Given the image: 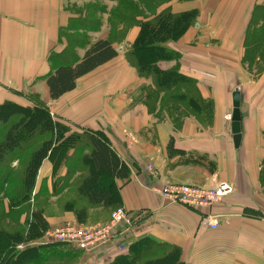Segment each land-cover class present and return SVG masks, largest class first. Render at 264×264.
<instances>
[{"label": "crops", "instance_id": "1", "mask_svg": "<svg viewBox=\"0 0 264 264\" xmlns=\"http://www.w3.org/2000/svg\"><path fill=\"white\" fill-rule=\"evenodd\" d=\"M86 1L0 0V104L45 105L73 131L103 134L131 170L127 180L113 178L108 207L86 204L81 217L68 212L67 219L103 224L115 205L149 212L132 232L116 236L93 257L81 252L76 263L107 264L134 241L150 236L180 248V258L188 264H264V65L259 57L252 63L245 59L251 19L264 0L169 4L174 13L199 11L177 40L165 43L180 52L179 61L160 62L163 68L178 64L181 73L195 80L201 96L213 102L210 113L197 115H172L159 100L157 107L147 106L144 99L153 81L126 58L140 22L134 21L123 39L114 41L113 30L125 26L119 22L114 27L111 11L102 8L96 11L99 24L90 28L88 9L75 6ZM110 1L111 7L120 2ZM101 38L110 39L118 55L77 78L74 89L51 98L48 76L61 64L76 63ZM236 89L241 93L239 147L228 119ZM198 116H207L208 123ZM172 138L184 153L169 154ZM82 172L57 169L48 157L37 181L56 173L73 180ZM220 182L231 183L234 190L208 209L219 215L217 228L202 224L206 210L169 203L160 195L170 183L213 187Z\"/></svg>", "mask_w": 264, "mask_h": 264}, {"label": "trees", "instance_id": "2", "mask_svg": "<svg viewBox=\"0 0 264 264\" xmlns=\"http://www.w3.org/2000/svg\"><path fill=\"white\" fill-rule=\"evenodd\" d=\"M198 13L197 8L179 13H174L171 9L169 11L163 9L156 17L147 18L140 22L139 34L131 48L126 52V58L141 76L151 78L153 81L152 90L146 91L144 99L150 109L155 107V103L152 105L151 101L156 102L161 94H164L163 98L166 100L176 97L178 104L175 106L185 114H192L188 111L189 109L194 111L196 115L202 114L201 111L207 114L211 112L213 102L201 96L195 80L181 73L178 64L170 68L160 66L161 61H179L180 52L168 47L165 43L177 40L194 23ZM258 18H261L260 20L264 23V5L254 10L250 25L256 23ZM246 46L245 59L247 62L252 63L258 57L260 62H264V36L256 35L253 37L250 28L246 37ZM117 55L118 51L110 39L96 40L87 48L80 60L74 64H61L48 76L47 85L50 97L57 99L67 91L74 89L77 78ZM259 65L263 66L264 63H259ZM160 100L162 102V98ZM0 125L4 128L0 136V185L2 183V168L7 159L11 154L23 148L20 137L22 131H26L28 135L37 134L38 138L41 139L40 144L30 152L24 171L23 184L28 192L37 183L42 163L51 156L55 147L58 146L66 150V153L62 155L65 162L69 161V158L71 159V154H68L67 150L72 149L76 154V157L68 163L70 168L79 171L87 169L83 176L74 181L77 193L70 202L72 205L77 202H84L91 206L108 207L114 196L113 178L127 180L131 176L129 166L109 145V141L103 134L94 131H73L70 126L55 120L45 105L25 106L7 100L0 104ZM168 152L170 155L176 152L184 153L183 150L174 147L173 138L168 143ZM79 153L81 154L78 155ZM104 177L107 178L106 182ZM118 206L122 205H115L112 208ZM85 207L81 208L77 216L81 217ZM78 221L83 222L80 218ZM45 222L47 223V221ZM49 227L40 224L34 230V236H42ZM28 233H30L29 230ZM25 234L26 232L21 233L20 241L25 240ZM9 238V234L5 235L0 240V246L9 245ZM60 244L51 243L47 247H56ZM42 248L41 246H27L22 251L8 256L4 264H12L13 260L16 259L22 264H52L53 253L42 252ZM77 249L80 252L73 254L75 256H69L68 259L71 257L75 260L81 252L84 254L83 250ZM63 259L68 260L66 257ZM107 264L188 263L180 258V248L177 246L159 242L150 236H143L131 243L127 252L117 255Z\"/></svg>", "mask_w": 264, "mask_h": 264}, {"label": "rangeland", "instance_id": "3", "mask_svg": "<svg viewBox=\"0 0 264 264\" xmlns=\"http://www.w3.org/2000/svg\"><path fill=\"white\" fill-rule=\"evenodd\" d=\"M173 1L175 0H120L117 5L111 7L112 2L110 0H88L86 1L87 3H78V5L75 6L76 8L82 7L83 10H85V8L88 9V25L92 29L94 25H98L100 21L98 15H96V11L102 8L110 10L112 14L110 20L114 27H116L119 22L125 26L124 30H113L111 38L114 41H117L123 39L127 28L130 27L134 21L142 22L147 18H154L162 12V8H164L165 11H169L170 8L168 6ZM260 19L261 18H258L256 23L253 24L254 26L251 27L253 37L256 35L264 36V23ZM89 39V41H91L92 37H89ZM251 57H253V54H251ZM148 90L152 89L149 88ZM163 97L164 94H161L160 98H162V102L160 98L157 99V101H160L162 109H167V112L172 115H176L177 113L181 115L184 113L180 111V108L175 106L178 104V99L176 97H172L173 99L168 100ZM157 101L154 102V100H152L151 104L153 105L155 103L154 106L157 107ZM188 111L193 114L195 113L190 109ZM198 119L204 123H208L209 121L207 116H198ZM228 119H230V117H228ZM3 130L4 128L0 125V136L3 133ZM20 134L23 148L16 151L14 154H11L2 168V183L0 185V240H2L5 235L9 234L10 242L7 246H0V264H4L8 256L15 252L22 251L27 246H41V248H44L41 249L42 252L46 251L48 254L53 253L51 258L52 264H77L76 260H73L71 257V260L68 259L69 256H75L73 254L80 252L76 246L42 239L49 229L63 223L64 220L69 218L67 217L68 212L77 215L80 213L81 208L86 206V203L84 202H77L73 205L70 203L77 193L74 181L83 176L84 172L78 173L73 180L68 178V176L65 177L64 174L57 175V173L53 174L51 178L38 179L35 187L28 192L23 184L24 171L30 152L40 144L41 139L38 138L37 134L28 135L26 131H22ZM67 152L68 154L72 152L70 156L71 159L69 158V161L67 162L62 158V155L66 153V150L61 149L59 146L55 147V150L49 158L53 160L57 169H64V167L67 166L69 172H71V169L73 168H70L68 163L76 157V154L73 150H67ZM80 154L81 153L78 155ZM77 171L79 170L73 169V173H77ZM83 171L86 173L87 169H84ZM104 181L106 182L107 178L104 177ZM203 187L211 188V186ZM111 211L112 210H109V214ZM45 221H47V223ZM66 221L76 220L67 219ZM40 224L45 227H47V225L50 227L42 236L35 237L34 230H36L37 226H40ZM28 230L30 233H28ZM22 232H26L25 240L20 241ZM51 243L61 244L56 247H47V245H50ZM65 257L68 260H64L63 258ZM18 261L19 260L17 259L13 260L12 264H22V262Z\"/></svg>", "mask_w": 264, "mask_h": 264}, {"label": "built area", "instance_id": "4", "mask_svg": "<svg viewBox=\"0 0 264 264\" xmlns=\"http://www.w3.org/2000/svg\"><path fill=\"white\" fill-rule=\"evenodd\" d=\"M228 117L231 118V115ZM233 190L234 187L229 182H220L211 188L192 184H166L161 188L160 195L169 203L206 210L202 215V224L217 228L219 215L208 209ZM148 215L149 212L145 210H130L125 206H118L103 224L90 226L79 221H65L49 229L42 240L67 243L83 250L84 255L93 257L111 244L116 236L132 232Z\"/></svg>", "mask_w": 264, "mask_h": 264}, {"label": "water", "instance_id": "5", "mask_svg": "<svg viewBox=\"0 0 264 264\" xmlns=\"http://www.w3.org/2000/svg\"><path fill=\"white\" fill-rule=\"evenodd\" d=\"M233 110L231 113V129L233 133V141L236 147L240 146L241 142V93L239 90H234L232 93Z\"/></svg>", "mask_w": 264, "mask_h": 264}]
</instances>
